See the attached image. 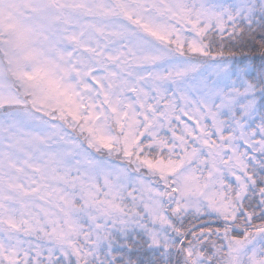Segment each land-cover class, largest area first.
Segmentation results:
<instances>
[{"label": "snow or ice", "instance_id": "snow-or-ice-1", "mask_svg": "<svg viewBox=\"0 0 264 264\" xmlns=\"http://www.w3.org/2000/svg\"><path fill=\"white\" fill-rule=\"evenodd\" d=\"M0 264H264V0H0Z\"/></svg>", "mask_w": 264, "mask_h": 264}]
</instances>
